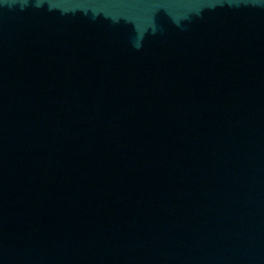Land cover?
<instances>
[{"label": "water", "instance_id": "obj_1", "mask_svg": "<svg viewBox=\"0 0 264 264\" xmlns=\"http://www.w3.org/2000/svg\"><path fill=\"white\" fill-rule=\"evenodd\" d=\"M0 264H264V0H0Z\"/></svg>", "mask_w": 264, "mask_h": 264}]
</instances>
